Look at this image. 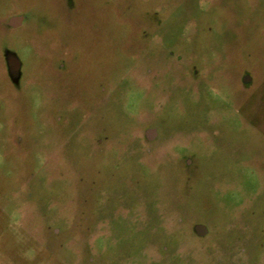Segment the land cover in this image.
Returning <instances> with one entry per match:
<instances>
[{"label":"rangeland","instance_id":"1","mask_svg":"<svg viewBox=\"0 0 264 264\" xmlns=\"http://www.w3.org/2000/svg\"><path fill=\"white\" fill-rule=\"evenodd\" d=\"M230 15L0 0V264H264V24Z\"/></svg>","mask_w":264,"mask_h":264},{"label":"flooded vegetation","instance_id":"2","mask_svg":"<svg viewBox=\"0 0 264 264\" xmlns=\"http://www.w3.org/2000/svg\"><path fill=\"white\" fill-rule=\"evenodd\" d=\"M208 3H211L212 1L215 2V0H205ZM222 5H228L230 7L231 15L229 16L231 20L240 19L239 17H244L243 23L253 22V25H261L264 24V8H261V5L263 3L262 0H244V9H238V7H235L231 4V6L228 3V0H217ZM242 19V20H243ZM242 20L240 22H242ZM255 23V24H254ZM25 24V18L22 15H13L8 18V21L6 22L7 27L13 30L22 29ZM7 53V52H6ZM59 62V61H58ZM57 62V67L61 71H65V65L64 62L61 60L59 63ZM224 62V61H223ZM5 63L7 70L9 72L11 81H21L22 78V68L23 65L21 61L18 59V57L13 53H7L5 56ZM220 77L222 79L227 78L231 75L230 72L227 71H220ZM241 83L243 84V88H249L252 87L254 82L251 79V75L244 71V73L241 76ZM20 84V82H19ZM18 85V84H17ZM102 89V88H101ZM103 99V98H102ZM163 138V136L160 135V132L155 127L149 128L144 136V142L148 144L147 140H150L151 143H155L160 141ZM135 141V140H134ZM145 151V150H144ZM147 155H154V152H148L145 151ZM207 235H204V237Z\"/></svg>","mask_w":264,"mask_h":264},{"label":"water","instance_id":"3","mask_svg":"<svg viewBox=\"0 0 264 264\" xmlns=\"http://www.w3.org/2000/svg\"><path fill=\"white\" fill-rule=\"evenodd\" d=\"M201 227H197V230H200Z\"/></svg>","mask_w":264,"mask_h":264}]
</instances>
